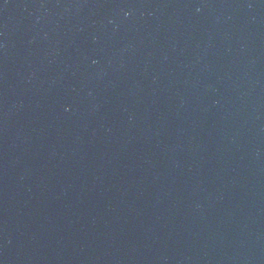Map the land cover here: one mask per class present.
Returning <instances> with one entry per match:
<instances>
[{
  "label": "water",
  "instance_id": "1",
  "mask_svg": "<svg viewBox=\"0 0 264 264\" xmlns=\"http://www.w3.org/2000/svg\"><path fill=\"white\" fill-rule=\"evenodd\" d=\"M0 264H264V0H0Z\"/></svg>",
  "mask_w": 264,
  "mask_h": 264
}]
</instances>
